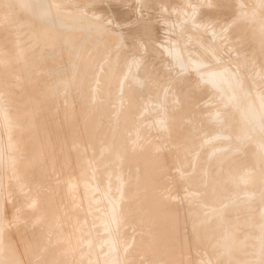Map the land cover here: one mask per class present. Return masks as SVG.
<instances>
[{
	"label": "bare ground",
	"instance_id": "1",
	"mask_svg": "<svg viewBox=\"0 0 264 264\" xmlns=\"http://www.w3.org/2000/svg\"><path fill=\"white\" fill-rule=\"evenodd\" d=\"M9 9L0 264H264V0H0V21ZM72 28L93 51L59 104L31 48Z\"/></svg>",
	"mask_w": 264,
	"mask_h": 264
},
{
	"label": "rangeland",
	"instance_id": "2",
	"mask_svg": "<svg viewBox=\"0 0 264 264\" xmlns=\"http://www.w3.org/2000/svg\"><path fill=\"white\" fill-rule=\"evenodd\" d=\"M11 9H9L8 11L9 12H11L10 11ZM14 11V10H13ZM10 14H12V12L11 13H9V16H7V17H5L4 19H2L1 21H0V24H3L2 26H4V27H7V28H11V24H12V21L13 22H15L14 20H16L15 18H14V15L16 14V13H14V14H12L13 16H11ZM19 15H21L22 16V14H23V16L24 17H27L28 15H29V13L27 12V13H25V12H19L18 13ZM27 15V16H26ZM9 17V19H7ZM10 17H12V18H10ZM16 17V16H15ZM14 19V20H13ZM8 20V21H7ZM10 20V21H9ZM17 21V20H16ZM9 22V23H8ZM24 23H21L20 24V26H19V24H15L17 27H19L18 29L20 30L19 31V34H20V32H22V34L21 35H25L26 36V34H28L27 32H31L32 31V25H31V23H28V25L29 26H27V23H26V26H25V24L23 25ZM45 24V25H44ZM11 25V26H10ZM30 25H31V27H30ZM21 26H23V27H21ZM39 26H41V27H43V26H46V23L44 22V23H40L39 24ZM12 29V28H11ZM25 29H27V30H25ZM74 29V30H73ZM21 30H23V31H21ZM27 31V32H26ZM55 31V32H54ZM71 31H73L72 33H71ZM71 31H70V33L69 34H71V36L68 38V40H67V38H66V33L65 32H62V33H60L61 34V36H60V34H56V30L54 29H50V31H48L47 33H45L44 34V37H46L45 39L46 40H52L53 39V45H48L47 47H49L51 50V54L50 53H48L46 56H45V54H43L45 51H46V49H45V51L44 50H42V51H40V47L38 46V44H36L35 46H33V48H31L33 51H31L32 53H31V55H32V58L34 57V61H37V59H38V61L36 62V63H34V64H32L33 66V69H35V70H37L38 71V73L40 74V76H42V78L43 79H45V81H46V83H48L47 84V89L51 92V94H52V97H53V99H55V97H56V99L55 100H57L58 101V103L59 104H62V103H66V101L67 100H65L64 101V99H65V97H77L79 94H80V87L79 86H77L78 84H77V82H75L74 83V81L72 80V79H70L71 78V75H70V73H71V70H72V68H73V66H74V63L76 64L77 62H81L82 60V58H83V56L84 57H87V55L90 53L91 54V52L93 51V49H92V46H91V44H92V41L90 40V39H88V41L86 40V42H85V45L84 44H82V45H77L76 43H77V40H78V43H79V40H80V34H81V31H78V29H76L75 30V28H72L71 29ZM77 31V32H76ZM64 33H65V35H64ZM56 35V36H55ZM62 35H64L63 37H65L66 39L64 40V38L62 37ZM75 35H77V36H74ZM82 35V34H81ZM54 36V38H55V40H54V38H52ZM49 37H50V39H49ZM60 37V38H59ZM72 37V38H71ZM48 38V39H47ZM62 38V39H61ZM76 40H75V39ZM79 38V39H78ZM59 39H61V40H63L62 42H61V40H59ZM72 40V41H71ZM74 40V41H73ZM55 41V42H54ZM57 41H58V43H57ZM66 41V42H65ZM112 41V40H111ZM110 41V42H111ZM74 42V43H73ZM76 42V43H75ZM55 43H57L55 46H54V44ZM61 43V44H60ZM89 43V44H88ZM60 44V45H59ZM74 44H75V46H74ZM100 44V43H99ZM150 44V43H149ZM37 46V47H36ZM64 46H65V48H64ZM70 46V47H69ZM71 46H72V48H71ZM152 45L150 44L149 45V47H151ZM55 47V48H54ZM74 47V48H73ZM78 47L79 48H81L82 47V49H83V51H82V49H78ZM89 47H90V50H89ZM48 48V49H49ZM54 48V49H53ZM61 48V49H60ZM35 49V50H34ZM77 49H78V51H77ZM4 50H6V52L9 50V49H6V48H3V50L2 51H4ZM38 50V51H37ZM61 52H60V51ZM66 50V51H65ZM76 50V51H75ZM44 51V52H43ZM55 51H57L56 53H55ZM70 53H69V52ZM80 51H81V53H80ZM86 53H85V52ZM34 52V53H33ZM39 52H41V53H39ZM43 52V53H42ZM60 52V53H59ZM65 52V53H64ZM72 52V53H71ZM78 53L79 52V55L77 54H74V53ZM88 52V53H87ZM38 53V54H37ZM52 53H53V56H52ZM55 53V54H54ZM67 54H69V55H67ZM89 54V55H90ZM36 55V56H35ZM40 55V56H39ZM45 56L44 57V59H43V56ZM72 55H74V56H72ZM75 55H76V57H75ZM80 55H82V56H80ZM88 55V56H89ZM39 56V57H38ZM50 56V57H49ZM49 57V58H48ZM58 57V58H57ZM162 57L163 56H159V58H158V60H163L164 59V57H163V59H162ZM41 58V59H40ZM75 58V59H74ZM36 59V60H35ZM51 59V60H50ZM69 59V60H68ZM72 59V60H71ZM74 59V60H73ZM80 59V61H78ZM52 60H53V62H52ZM38 62H39V64H38ZM41 62V63H40ZM47 62V63H46ZM52 62V63H51ZM60 62V63H59ZM71 62V63H70ZM54 63V64H53ZM44 64V65H43ZM61 64V65H60ZM67 64V65H66ZM73 64V65H72ZM40 65V66H39ZM66 65V66H65ZM69 65V66H68ZM71 65H72V67H71ZM154 65H155V63H153V65H152V67H154ZM42 67V68H41ZM46 67H48L47 69H46ZM62 67V68H61ZM66 67V68H65ZM56 69V70H55ZM61 69V70H60ZM45 70H46V72H45ZM70 70V71H69ZM58 71H59V73H58ZM65 71V72H64ZM68 71H69V73H68ZM44 72V73H43ZM42 73V74H41ZM56 73H57V75H56ZM64 73V74H63ZM59 74V75H58ZM69 74V75H68ZM50 76V77H49ZM165 76H167V78L165 77ZM60 77V78H59ZM163 78H164V80L165 81H167V79H168V77H170V75H163L162 76ZM54 78H55V80H56V82H54L55 80H54ZM64 78H65V81L64 82H62L63 80H64ZM48 79V80H47ZM51 79V80H50ZM72 80V81H71ZM68 81V82H67ZM152 81V82H151ZM57 82H58V84H57ZM62 82V84L61 85H59L60 83ZM66 82V83H65ZM70 82V83H69ZM74 84H73V83ZM150 82H151V84H153L154 82H153V80H150ZM149 82V83H150ZM63 83H65V84H63ZM72 83V84H71ZM50 84V85H49ZM57 84V86H55ZM77 84V85H76ZM62 85H63V88H62ZM68 86V87H67ZM58 87V88H57ZM67 87V88H66ZM62 90H61V89ZM66 88V89H65ZM71 88V89H70ZM78 88V89H77ZM55 89V90H54ZM69 89H70V94H69ZM65 90H67V92L65 91ZM77 90V91H76ZM75 91V92H74ZM56 92V93H55ZM64 92V93H63ZM58 93V94H57ZM67 96H66V95ZM55 95V96H54ZM60 95H63V96H60ZM64 95H65V97H64ZM63 98V99H62ZM64 103V104H65ZM115 105V104H114ZM145 117V116H144ZM148 122V121H147ZM145 124H146V126H145V130H144V132L141 134V136L139 137V141L141 142V145H143V144H145V143H148V142H150L155 136H156V133H155V129H153L152 127H151V125H149V124H147L146 122H145ZM149 125V126H148ZM152 128V129H150V128ZM147 133H148V136H147ZM150 134H152V135H150ZM145 136V137H144ZM152 136V137H151ZM143 137H144V139H143ZM142 139V140H141ZM145 141V142H144ZM169 143V144H168ZM170 144H171V146L173 147L174 146V144L172 145V143L171 142H169V141H166V146H167V148H172L171 146H170ZM139 146H141L140 144H138ZM87 150V149H86ZM55 172H53V174H52V178L51 179H53L54 181H58L59 179H60V177H59V173L58 172H56V173H58V174H54ZM169 175H171V174H169ZM168 175V176H169ZM58 176V177H57ZM57 177V178H56ZM171 180V177L169 176V178L167 179V183L168 184H166V182H165V187L163 188L164 190H168V189H172V184L173 183H171L172 181H170ZM169 180V181H168ZM47 184L46 185H44V187H48L49 188V186L51 185L49 182H46ZM171 186H170V185ZM169 187V188H168ZM22 195V194H21ZM20 195V196H21ZM13 200V199H12ZM15 201V200H14ZM131 230H134V228H131ZM137 231H138V229H137ZM200 251V250H199ZM203 251V250H202Z\"/></svg>",
	"mask_w": 264,
	"mask_h": 264
}]
</instances>
